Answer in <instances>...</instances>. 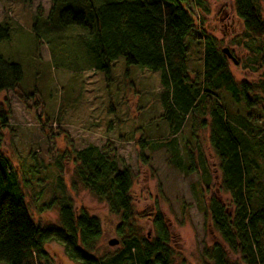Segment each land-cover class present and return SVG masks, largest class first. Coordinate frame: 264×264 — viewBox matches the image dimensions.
<instances>
[{"label": "rangeland", "instance_id": "rangeland-1", "mask_svg": "<svg viewBox=\"0 0 264 264\" xmlns=\"http://www.w3.org/2000/svg\"><path fill=\"white\" fill-rule=\"evenodd\" d=\"M193 1L182 2L195 26L185 39L187 75L202 80L200 36L212 37L219 51L227 49L235 59L237 64L226 58L229 73L236 84L251 87L249 98L255 102L245 108L222 92L224 110L238 121L249 118L264 138V42L243 38L233 0H201V8ZM50 6L51 0H33L29 5L0 0V22L10 29L9 39L0 43V56L22 71L16 90L0 93L7 122L0 127V151L17 172L32 221L58 225L59 208L70 204L99 222L101 238L91 254L95 259L116 256L124 249V239L116 234L119 217L74 177L72 151L107 143L115 150L120 169L132 176L134 234L153 239L152 221L160 215L171 236L173 264H205L203 251L219 240L205 208L211 196L229 206V196L220 188L219 159L210 147L209 128L199 125L203 117L195 115L194 121L191 115L184 117L179 133L171 137L170 124L163 117L160 73L128 67L119 58L107 82L82 59L81 31L45 34ZM259 10L264 21V0ZM204 117L209 121L207 114ZM258 161L264 183V159ZM52 197L55 205L39 211ZM113 240L117 244L109 246ZM44 250L48 256L44 264H76L55 242L47 243Z\"/></svg>", "mask_w": 264, "mask_h": 264}, {"label": "trees", "instance_id": "trees-1", "mask_svg": "<svg viewBox=\"0 0 264 264\" xmlns=\"http://www.w3.org/2000/svg\"><path fill=\"white\" fill-rule=\"evenodd\" d=\"M15 1L29 5L33 0ZM182 2L51 0L45 34L50 30L81 31L82 59L89 62L91 69L100 71L107 82L112 65L119 58L128 67L159 72L163 117L170 124L171 137L179 133L184 117L191 115L192 121L195 115L203 117L199 125L209 128L210 147L219 159L220 188L229 196V206L211 196L205 208L209 225L219 238L203 251L205 264H264V183L258 161L264 159V138L249 118L238 121L228 117L221 101L225 92L245 108H251L255 103L249 98L252 89L244 82H234L227 57L207 35L200 36L202 80L190 79L186 72L185 39L195 26ZM193 2L202 7L201 0ZM259 2L233 0L234 13L244 28L243 38L252 42H264ZM6 24L0 22V43L10 37ZM21 80L20 66L0 56V93L15 91ZM6 125V113L0 105V127ZM140 146L145 147L142 142ZM71 154L74 177L81 187L119 217L116 234L124 239V249L116 256L95 259L91 254L101 238L99 222L70 204L59 208L58 225L34 223L20 191L17 172L0 151V264H44L48 259L44 246L49 242L63 247L67 258L76 264H173L171 236L160 215L152 221L153 239L134 234L132 176L127 169H120L115 150L106 143L87 145ZM187 160L191 161L190 156ZM55 203L52 197L39 211L48 210Z\"/></svg>", "mask_w": 264, "mask_h": 264}, {"label": "water", "instance_id": "water-1", "mask_svg": "<svg viewBox=\"0 0 264 264\" xmlns=\"http://www.w3.org/2000/svg\"><path fill=\"white\" fill-rule=\"evenodd\" d=\"M222 53H223L228 59H230L234 64H237L236 61H235V59L232 57V55L229 53V51H228L227 49H223V50H222ZM116 244H117V242L114 241V240L108 242V245H109V246H115Z\"/></svg>", "mask_w": 264, "mask_h": 264}]
</instances>
